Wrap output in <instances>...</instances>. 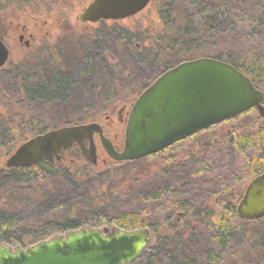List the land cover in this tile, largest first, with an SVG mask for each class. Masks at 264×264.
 Masks as SVG:
<instances>
[{
  "label": "trees",
  "instance_id": "1",
  "mask_svg": "<svg viewBox=\"0 0 264 264\" xmlns=\"http://www.w3.org/2000/svg\"><path fill=\"white\" fill-rule=\"evenodd\" d=\"M154 1L161 30L152 37L135 32H126L125 37L120 31L107 41L99 35L85 37L77 49L83 75L75 83L82 86L95 69L114 71L102 60V52L112 42L120 49L115 56L124 60L123 73L127 62L139 70L146 67V73H156L166 65L208 56L230 63L264 92V0ZM145 40L148 43L143 45ZM107 54L110 58L112 53ZM48 63L32 57L11 71L0 69V107L5 111L0 114V151L17 139L25 141L30 135L93 117H62L51 123L50 113L40 111L41 106L45 109L65 99L75 84L62 68ZM85 104L88 109L90 104ZM94 104L105 107L99 101ZM227 144V151H238L245 178L264 171L263 122L251 131L232 134ZM73 150L80 153L77 146L67 151ZM61 161L44 158L30 167L0 172V246L27 248L56 234L110 224L125 230L147 227L153 234L154 242L128 264H255L264 260V215L239 217L224 195L229 179H212L211 187L201 185L200 180L206 179L147 176L143 158L113 161L101 172L87 165L72 168ZM230 170L228 167L225 174ZM219 186L224 188L219 191ZM201 192L205 200L199 197ZM210 195L222 198L218 210L207 206ZM237 241L249 254L248 261L238 260L237 253L232 255ZM228 257L236 260L227 263Z\"/></svg>",
  "mask_w": 264,
  "mask_h": 264
},
{
  "label": "water",
  "instance_id": "2",
  "mask_svg": "<svg viewBox=\"0 0 264 264\" xmlns=\"http://www.w3.org/2000/svg\"><path fill=\"white\" fill-rule=\"evenodd\" d=\"M150 0H91L77 15L80 22L120 20L142 11ZM22 38V36H20ZM28 46V40H25ZM9 50L0 37V68ZM264 92L230 63L201 56L177 63L159 75L135 99L129 111L124 143L116 151L96 122L64 125L37 133L7 157L9 168L30 167L42 159L60 160L76 145L91 164L97 161L94 134L114 161H132L154 154L194 133L255 108L264 123ZM246 219L264 215V171L248 183L237 204ZM151 239L147 227L125 230L114 225L85 226L27 248L3 244L0 264H128ZM264 264V260L256 263Z\"/></svg>",
  "mask_w": 264,
  "mask_h": 264
},
{
  "label": "rangeland",
  "instance_id": "3",
  "mask_svg": "<svg viewBox=\"0 0 264 264\" xmlns=\"http://www.w3.org/2000/svg\"><path fill=\"white\" fill-rule=\"evenodd\" d=\"M90 1L0 0V37L3 38L5 45L9 49L8 60L3 69L11 71V67L18 65V63L24 60L29 61L33 57L38 60L43 59L46 63L49 60V65L53 64L62 68L67 76L75 80L78 76L83 75L82 69H80L83 62L81 64L77 49L81 48L85 37H96L99 35L101 40L107 41V39L112 38L115 31H120L125 37H127L126 32H135L140 36L143 34L144 36L152 37L161 30V22L158 19L157 7L154 0H150L148 5L139 13L123 20L116 22L81 23L78 21L77 15ZM112 26H114V30H110ZM109 31V38H107L106 35ZM20 33L24 34V41H29L28 46L19 41L18 35ZM29 35L32 36L31 39ZM141 43L146 45L148 40ZM105 48L108 49L102 52V60L106 59L113 66L114 71L102 72L95 69L96 72L93 71L89 78L83 81L82 86L75 83L77 82L76 79L74 81L75 84L72 85L70 94H67L65 99L56 100L50 103V105H46L47 108L45 109L41 106L40 111L50 113L51 120L54 121L51 123H55L62 117L64 120L67 118L76 120L80 117L93 115L96 122L102 125L104 135L110 138L115 146H122L125 123L120 124L117 121V112L123 104L126 105V108H129L131 104L129 100L117 103L118 96L123 93L124 82L135 85L139 91L141 89L140 86L147 85L153 77H151V73H141V71L138 73L139 69L128 62L126 71L123 73L121 65H124V60L121 62V59L115 56V53H119L120 49L113 47L112 42L110 47L107 46ZM108 51L112 53L110 58L107 54ZM141 69L143 70L144 68L142 67ZM128 75L130 78L124 80L125 76ZM145 75L146 79L141 82L139 77ZM116 76L120 78L116 79ZM96 86L99 87L97 88ZM111 87H113L112 92L109 91ZM262 89L264 90V88ZM108 94L112 96L111 102H106L104 99V96ZM131 97L133 99L135 97L134 94ZM95 101L102 102L107 108L99 107L94 104ZM85 103L90 104L88 108L90 111L86 109ZM4 113L3 107H0V114L4 115ZM106 115H109L112 120L106 121ZM91 120L88 117L82 123H87ZM72 124L77 123L72 122L65 125ZM259 125H262V117L255 108H250L236 117L227 119L220 124L196 133L192 138L175 142L171 145L172 147H169L162 154L154 157H144L142 161L144 166L143 171L147 176L155 173L163 179H206V182L200 180L201 185H210L211 187L210 183L212 179H229L228 184L223 181V183L227 184L224 195L230 198L236 209L248 183L254 176L251 175L249 178L243 176V173L240 171L238 151L234 153L227 151L226 148L229 147L227 141H229V137L232 134L237 135L238 132H248ZM23 141L24 139L22 138L17 139L16 143L13 142L8 148L0 151V172L8 169L5 166L7 157ZM95 143L97 148L96 165L89 163L81 153H75L74 150L77 151L76 148L73 151H67L62 154L61 163L71 165L72 168L87 165L95 172L103 171L113 163V160L105 153L98 139H95ZM242 157L244 156H241L240 160ZM232 164L237 166L231 167ZM228 167L231 169L229 171L230 174L229 172L225 174ZM163 169L169 170L165 173ZM222 188L224 187L219 186V191ZM199 197L205 200L203 192H201ZM219 200H222V198L210 195V197H206L207 206H213L218 210L219 208L216 205L217 202H220ZM181 214L182 212L178 213V215ZM153 238L152 234L148 245L154 242ZM239 243L241 242L237 241L235 243L231 253L232 255L237 253L238 260L242 262L248 261L249 254L244 253L242 248L245 249V247L239 246ZM10 246L13 248L15 244ZM232 260H236V258L228 257L226 261L230 263Z\"/></svg>",
  "mask_w": 264,
  "mask_h": 264
},
{
  "label": "flooded vegetation",
  "instance_id": "4",
  "mask_svg": "<svg viewBox=\"0 0 264 264\" xmlns=\"http://www.w3.org/2000/svg\"><path fill=\"white\" fill-rule=\"evenodd\" d=\"M88 4V3H87ZM139 13V12H138ZM133 16V15H132ZM131 17V16H130ZM127 18H129V17H127ZM124 19H126V18H124ZM120 20H123V19H120ZM79 21V20H78ZM100 21H118V20H103V19H101V20H98V21H96V22H81V23H97V22H100ZM80 22V21H79ZM115 28H114V26H112L111 27V29L110 30H114ZM23 30H25L24 28H23ZM108 34L106 35V36H108L109 35V33H110V31L109 32H107ZM20 36H22V38H20ZM23 37H24V34L22 33H20L19 35H18V39H19V41L20 42H22L23 44H25V41L23 40ZM29 37H30V39L32 38V36L31 35H29ZM28 45H29V41H28ZM136 46H139L138 45V43H136ZM9 50V49H8ZM140 50V49H139ZM7 62V61H6ZM177 64V63H176ZM176 64H172V65H166V66H163V67H161V68H159L158 69V71H156V73H154L152 70H151V77H153L152 79H151V81L150 82H148V84L147 85H142V86H140L141 87V89L138 91L137 89H138V87H135V85L133 86V85H131V84H128V83H126V82H124L125 83V86L123 87V93H121L119 96H118V99H117V103L118 102H120V103H123V102H126V100H129L130 101V107L129 108H126V105L125 104H123L121 107H120V109H118V112H117V117H116V119H117V121L120 123V124H123V123H125L126 124V120H127V117H128V114H129V111H130V109H131V107H132V104L134 103V101H135V99L139 96V94L145 89V88H147L159 75H161L164 71H166L167 69H169V68H172L173 66H175ZM106 67H107V69H113V66L112 65H110V64H107L106 65ZM3 68V67H2ZM144 69L142 70H139V72L138 73H140V71H141V73L142 72H145L146 71V67H143ZM1 69V68H0ZM145 74V73H144ZM127 78H130V76L128 75L127 77H125L124 78V80H126ZM140 78V80H141V82L144 80V79H146V75L145 76H141V77H139ZM131 86H133V87H131ZM118 89H120V88H118ZM117 89V90H118ZM112 90H113V88L111 89H109V91L110 92H112ZM137 90V91H136ZM109 92V93H110ZM133 94H134V98L132 99V97L131 96H133ZM104 99L106 100V102H111V100H112V96L110 95V94H108V95H105L104 96ZM132 99V100H131ZM114 102V101H113ZM89 118H91L92 120L91 121H89V122H96V120L94 119V116L93 117H89ZM229 119H231V118H229ZM105 120L107 121V120H112L111 119V117H109V115L107 116H105ZM225 121V120H224ZM80 123H82V122H79V123H77V124H80ZM96 123H98V122H96ZM221 123V122H220ZM219 123V124H220ZM100 126H101V128H102V133H103V135H104V130H103V127H102V125L100 124V123H98ZM215 125H217V124H215ZM214 126V125H213ZM210 127H212V126H210ZM209 127V128H210ZM208 129V128H207ZM105 136V135H104ZM105 137H107V136H105ZM193 136H189V137H187V138H185V139H183V140H186V139H189V138H192ZM108 138V137H107ZM94 143H95V139H98L99 140V137H98V135L97 134H94ZM111 142H112V140L110 139V138H108ZM99 143H100V141H99ZM123 143H124V138H123ZM112 144H113V146H114V149L116 150V151H120L121 149H122V147H123V144H122V146H115L114 145V143L112 142ZM174 144V143H173ZM101 145V144H100ZM73 146H76V145H73ZM73 146H71V147H73ZM95 146H96V143H95ZM70 147V148H71ZM102 147V146H101ZM169 147H172L171 145L170 146H167V147H165V148H163V149H161L160 151H158V152H156V153H154L156 156L157 155H159V154H162V153H164V152H166L167 150H168V148ZM69 148V149H70ZM79 149V148H78ZM68 150V149H67ZM67 150H64V151H62L61 152V155L62 154H64L65 153V151H67ZM79 151H80V149H79ZM80 153H81V151H80ZM106 153V152H105ZM82 154V153H81ZM61 155H60V160H58V161H61ZM96 155H97V148H96ZM149 156V155H148ZM148 156H146V157H148ZM160 159L161 160H163L161 157H160ZM114 161V160H113ZM103 162H105L104 160H103ZM114 162H119V161H114ZM96 163H97V161H96ZM96 163L95 164H92V165H96ZM163 170H166V169H163ZM236 212H237V206H236ZM238 214V213H237ZM260 262V261H259ZM258 263V262H257Z\"/></svg>",
  "mask_w": 264,
  "mask_h": 264
}]
</instances>
